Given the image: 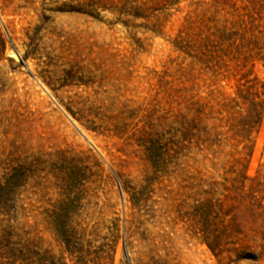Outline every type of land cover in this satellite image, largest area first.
<instances>
[{"label": "rangeland", "instance_id": "374dc122", "mask_svg": "<svg viewBox=\"0 0 264 264\" xmlns=\"http://www.w3.org/2000/svg\"><path fill=\"white\" fill-rule=\"evenodd\" d=\"M238 94L264 0H0V264H264V118L244 168L199 115Z\"/></svg>", "mask_w": 264, "mask_h": 264}, {"label": "trees", "instance_id": "16d2710c", "mask_svg": "<svg viewBox=\"0 0 264 264\" xmlns=\"http://www.w3.org/2000/svg\"><path fill=\"white\" fill-rule=\"evenodd\" d=\"M186 100L192 107L193 102ZM215 106L217 108L206 104L199 106L200 118L210 124L213 132L205 149H212L246 168L254 151L253 133L258 130L264 118V97L238 94L217 101ZM202 128L205 135L211 134L207 126Z\"/></svg>", "mask_w": 264, "mask_h": 264}]
</instances>
